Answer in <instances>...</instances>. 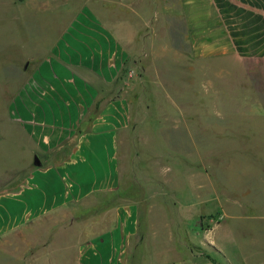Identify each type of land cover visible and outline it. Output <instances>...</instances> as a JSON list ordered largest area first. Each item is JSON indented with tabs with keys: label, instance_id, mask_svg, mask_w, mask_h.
<instances>
[{
	"label": "crops",
	"instance_id": "crops-1",
	"mask_svg": "<svg viewBox=\"0 0 264 264\" xmlns=\"http://www.w3.org/2000/svg\"><path fill=\"white\" fill-rule=\"evenodd\" d=\"M36 2L10 0L16 8ZM40 3L38 13L27 8L28 15L49 16L52 40L36 39L27 55L1 61L7 71L23 66V76L6 96L5 114L13 144L27 161L9 186L0 187V249L50 231L56 215L67 219L98 204L99 211L107 210L100 227H91L75 249L74 264H132L134 252L148 239L158 249L160 233L143 202L120 194V144L134 122L130 65L159 56L163 33L172 40L173 24L180 21L193 61L232 57L262 65L264 0ZM131 15L133 23L124 21ZM104 199L109 203L102 207ZM170 221L172 237L185 231L178 218ZM192 254L169 264H218L204 249L194 248Z\"/></svg>",
	"mask_w": 264,
	"mask_h": 264
},
{
	"label": "rangeland",
	"instance_id": "rangeland-1",
	"mask_svg": "<svg viewBox=\"0 0 264 264\" xmlns=\"http://www.w3.org/2000/svg\"><path fill=\"white\" fill-rule=\"evenodd\" d=\"M41 1L16 8L0 0V187L9 186L27 161L5 114L23 66L7 71L1 61L27 55L36 39L52 40L49 16L28 15L27 8L38 13ZM173 26L172 40L162 35L159 56L130 65L134 122L120 144V194L143 202L160 233L158 249L148 239L132 264L179 262L194 248L210 252L218 264H264V64L232 57L193 61L184 25ZM106 210L95 204L67 219L56 215L50 231L0 249V264H74L75 249L91 227H100ZM176 218L185 231L178 228L172 237L168 227Z\"/></svg>",
	"mask_w": 264,
	"mask_h": 264
}]
</instances>
